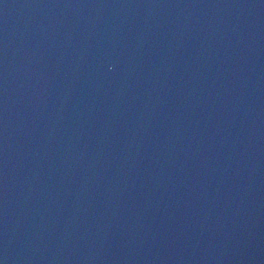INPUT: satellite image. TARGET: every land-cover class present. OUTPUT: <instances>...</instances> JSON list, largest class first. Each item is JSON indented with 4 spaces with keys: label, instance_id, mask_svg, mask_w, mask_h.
<instances>
[{
    "label": "water",
    "instance_id": "1",
    "mask_svg": "<svg viewBox=\"0 0 264 264\" xmlns=\"http://www.w3.org/2000/svg\"><path fill=\"white\" fill-rule=\"evenodd\" d=\"M0 264H264V0H0Z\"/></svg>",
    "mask_w": 264,
    "mask_h": 264
}]
</instances>
